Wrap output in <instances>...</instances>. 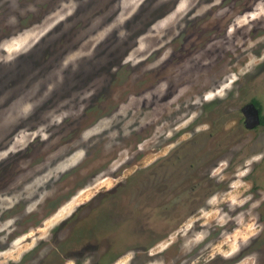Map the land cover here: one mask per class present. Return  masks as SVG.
<instances>
[{
	"label": "rangeland",
	"instance_id": "1",
	"mask_svg": "<svg viewBox=\"0 0 264 264\" xmlns=\"http://www.w3.org/2000/svg\"><path fill=\"white\" fill-rule=\"evenodd\" d=\"M252 102L264 0H0V264H264Z\"/></svg>",
	"mask_w": 264,
	"mask_h": 264
},
{
	"label": "flooded vegetation",
	"instance_id": "2",
	"mask_svg": "<svg viewBox=\"0 0 264 264\" xmlns=\"http://www.w3.org/2000/svg\"><path fill=\"white\" fill-rule=\"evenodd\" d=\"M253 104L257 108L258 114H259V125L258 126H261V125L264 126V116L262 114V109L256 102H254ZM174 187L177 188V185H175ZM133 191L134 190H132V193H133ZM164 193H166L167 196L171 193V192H169V182H166V190L164 191ZM189 193L191 195L188 194L187 198L185 199L186 203H184L182 205H180V203L175 205L178 207V211H179V209L182 210V209L187 208V207H191L192 210L198 209L200 207V205L202 204L203 196L201 194H198V193L194 192L193 190L190 191ZM167 196L165 197V200H167ZM133 207H135V206L134 205L130 206V205H127V204H124L123 202H121L120 203V210H117V209H114L115 211L113 210L114 213L112 215L113 216L112 219L114 220V217H115V219L118 220L116 222H121L122 225H128V224H131V223L138 221V218L135 216V210H133L135 208H133ZM175 212H177L176 209H175ZM131 220L134 222H132ZM134 226H141V225H134Z\"/></svg>",
	"mask_w": 264,
	"mask_h": 264
},
{
	"label": "water",
	"instance_id": "3",
	"mask_svg": "<svg viewBox=\"0 0 264 264\" xmlns=\"http://www.w3.org/2000/svg\"><path fill=\"white\" fill-rule=\"evenodd\" d=\"M242 113L249 127H254L259 124L258 110L252 103L245 105L242 108Z\"/></svg>",
	"mask_w": 264,
	"mask_h": 264
}]
</instances>
